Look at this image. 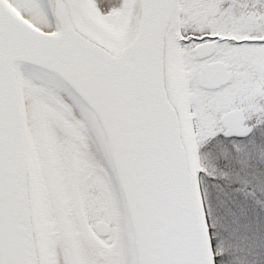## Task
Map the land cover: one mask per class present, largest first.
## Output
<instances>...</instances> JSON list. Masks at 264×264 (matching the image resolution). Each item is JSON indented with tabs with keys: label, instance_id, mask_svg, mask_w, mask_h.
<instances>
[{
	"label": "snow or ice",
	"instance_id": "1",
	"mask_svg": "<svg viewBox=\"0 0 264 264\" xmlns=\"http://www.w3.org/2000/svg\"><path fill=\"white\" fill-rule=\"evenodd\" d=\"M0 264H264V0H0Z\"/></svg>",
	"mask_w": 264,
	"mask_h": 264
}]
</instances>
